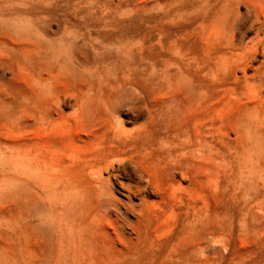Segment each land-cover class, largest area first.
I'll use <instances>...</instances> for the list:
<instances>
[{"label": "rangeland", "instance_id": "obj_1", "mask_svg": "<svg viewBox=\"0 0 264 264\" xmlns=\"http://www.w3.org/2000/svg\"><path fill=\"white\" fill-rule=\"evenodd\" d=\"M0 264H264V0H0Z\"/></svg>", "mask_w": 264, "mask_h": 264}, {"label": "bare ground", "instance_id": "obj_2", "mask_svg": "<svg viewBox=\"0 0 264 264\" xmlns=\"http://www.w3.org/2000/svg\"><path fill=\"white\" fill-rule=\"evenodd\" d=\"M42 2V1H41ZM45 2V1H44ZM26 8V7H25ZM93 18H95V17H93ZM100 18V17H99ZM105 18V17H104ZM106 19V18H105ZM120 20H122L121 18H120ZM101 21V20H100ZM103 21V20H102ZM110 21H112V20H110ZM105 22H106V20H105ZM115 22V21H114ZM102 23V22H101ZM122 23V22H121ZM123 23H126V22H123ZM104 24H107V23H104ZM109 24V23H108ZM112 24V23H111ZM126 24H128V23H126ZM137 24V23H136ZM132 25V24H131ZM131 25H130V27H131ZM134 25H135V23H134ZM114 27L116 26V25H113ZM119 26H120V24H119ZM118 26V27H119ZM124 26H126V25H124ZM128 26V25H127ZM103 27V26H102ZM109 27V26H108ZM117 27V28H118ZM129 27V28H130ZM70 28V27H69ZM124 27H122V29H123ZM127 28V27H126ZM113 29V28H112ZM133 29V28H132ZM136 29H137V26H136ZM117 30V29H116ZM127 30V32H128V29H126ZM130 30H131V28H130ZM119 34H121V33H119ZM123 34H124V32H123ZM127 34V33H126ZM129 34V33H128ZM109 35H111V34H109ZM139 35V34H138ZM108 36V35H107ZM132 36H134V35H132ZM114 39V38H113ZM121 39H123V38H121ZM134 40V39H133ZM132 41V40H131ZM131 41H129V42H131ZM140 41V40H139ZM34 42V41H33ZM94 42V41H93ZM143 42V41H142ZM126 43H127V41H126ZM138 43V42H137ZM145 43V42H144ZM86 44V43H85ZM129 44H132V43H129ZM71 45V44H70ZM73 45V44H72ZM71 45V46H72ZM143 46V45H142ZM141 47V46H140ZM142 48H144V47H142ZM145 49V48H144ZM143 49V50H144ZM140 50H141V48H140ZM140 50L138 51V53L140 52ZM147 50V49H146ZM143 54V53H142ZM127 57V56H126ZM90 104V103H89Z\"/></svg>", "mask_w": 264, "mask_h": 264}]
</instances>
